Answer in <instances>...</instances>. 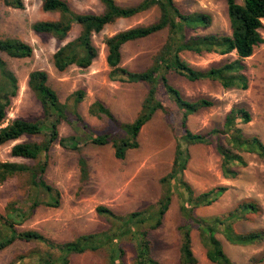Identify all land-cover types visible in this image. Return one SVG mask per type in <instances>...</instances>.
Listing matches in <instances>:
<instances>
[{"label":"rangeland","instance_id":"374dc122","mask_svg":"<svg viewBox=\"0 0 264 264\" xmlns=\"http://www.w3.org/2000/svg\"><path fill=\"white\" fill-rule=\"evenodd\" d=\"M71 10L84 13H100L103 6L99 0H65ZM141 0H116L123 6L135 5ZM240 2V0H237ZM183 12L205 11L211 14L212 23L207 28L188 30V34L230 33V23L225 0H175ZM23 8H14L0 1V37L17 38L32 47L30 56L16 58L0 52L18 80V90L7 107L4 124L19 118L36 121L43 118L41 103L28 86V75L32 70L43 69L48 74V84L56 91L59 100L67 103L79 117L72 116V123L61 121L58 125L60 136L76 134L80 139L81 150L73 151L54 143L46 154L47 167L43 173L45 181L56 187L60 193L57 207L39 205L31 214L15 223L17 230H35L56 242L69 241L75 236L107 229L111 223L107 217L96 212L98 205H104L115 213L125 215L129 212L155 206L164 194L165 187L160 182L170 169L175 147V136L183 132L181 112L160 88V97L173 107L167 115L158 110L139 131V146L130 149L128 156L117 159L113 155L111 143L94 145L86 141V133L105 132L110 122L104 116L91 115L88 111L95 100L101 101L121 122H131L137 106L146 92V85L112 81L108 77L110 68L106 62L105 37L133 26L154 22L159 16L156 5L127 18H118L105 25L92 35V42L98 49L92 63L81 68L75 65L58 71L53 66L52 55L65 42L75 38L80 26L73 23L64 39L34 31L32 24L40 20H55L59 14L42 9L43 0H23ZM260 32L264 38V19ZM166 29L159 30L147 37L125 43L121 48L122 65L130 70H143L151 62L154 53L163 44ZM182 58L196 68L219 65L236 58L235 52L218 54L215 52L197 54L184 51ZM248 87L246 89H224L217 81H190L175 72L168 73L171 84L176 86L189 100L205 97L213 104L199 109L187 117V127L198 133L213 129L221 130L226 113L233 106L246 109L251 120H237L246 135H257L264 142V42L255 46L251 56L244 59ZM82 89V100L74 106L72 93ZM134 118V117H133ZM86 126L83 128V126ZM120 133H124L120 131ZM222 135V134H221ZM44 133L23 135L20 138L0 145V160L34 163L22 157L10 155L11 146L22 141H40ZM217 137V136H215ZM223 136L217 138L222 141ZM225 144V142H223ZM79 154L87 163V178L82 179L78 165ZM127 154V153H126ZM189 160L183 171V179L195 193L226 185L228 189L215 201L194 209L199 217L220 216L233 209L244 200H251L258 206L255 212L247 213L244 219L233 224L238 232L250 230L264 231V161L255 153L242 152L245 166L238 167L234 178H225L221 171V156L214 144H193L189 146ZM43 158V156L41 157ZM133 166V167H132ZM171 182V201L163 216L162 223L150 229L148 241L150 255L159 264H179L178 226L182 222L179 212L182 190ZM29 183L24 174L8 177L0 182V216H5L9 205L20 207L23 214L29 211ZM44 196V195H43ZM223 249L235 264H264V238L252 244L230 243L218 232ZM192 248L199 264H215L206 257V249L199 237V230L193 227ZM125 264H133L135 241L123 243ZM45 250L40 242L16 240L0 250V264H38L34 250ZM71 264H105L104 252L87 251L73 254Z\"/></svg>","mask_w":264,"mask_h":264},{"label":"trees","instance_id":"16d2710c","mask_svg":"<svg viewBox=\"0 0 264 264\" xmlns=\"http://www.w3.org/2000/svg\"><path fill=\"white\" fill-rule=\"evenodd\" d=\"M14 8H23V0H0ZM103 6L100 13H78L69 7L65 0H43L42 9L59 14L55 20H40L32 24L34 31L49 34L57 39H64L73 23L80 26L79 34L59 46L52 55L53 66L63 71L71 65L81 68L88 67L98 55V49L92 42V35L100 32L105 25L118 18H127L143 12L156 5L159 9L158 18L149 24L133 26L120 30L105 37L106 62L110 68L108 77L112 81L126 83L141 82L146 85V94L141 109L131 122L119 121L101 101L95 100L88 111L91 115L104 116L110 122L109 128L100 134L86 133V141L94 145L111 143L113 155L124 159L129 149L139 146L137 136L142 126L151 119L157 110L169 114L173 107L167 105L160 97L163 87L166 95L181 112L183 132L175 136V147L169 171L160 178L165 191L155 206L129 212L125 215L115 213L104 205H98L96 212L109 219V228L82 233L69 241L56 242L35 230H17L15 223L27 218L32 210L39 206L57 207L60 204L59 190L48 184L43 178L47 167V152L54 143L73 150H81L80 139L76 134L60 136L58 125L61 121L72 123V116L79 117L75 110L62 103L56 91L48 84V74L43 69L32 70L28 75V86L41 103L43 118L36 121L13 119L4 124L7 107L16 96L18 80L9 69L6 61L0 56V145L14 141L23 135L44 133L40 141H22L14 143L10 149L13 157H22L30 161L17 162L0 160V182L8 177L24 174L28 177L29 211L23 214L20 207L9 205L5 216H0V250L16 240L40 242L45 250H34L38 264H71L70 257L87 251L104 252L105 264H125L123 260L126 240L135 241V257L133 264H159L150 255L148 233L158 227L163 220L171 201V182L179 187V212L182 218L178 226L179 264H199L192 248L191 233L193 227L199 230V237L206 249V257L215 264H235L226 254L217 233L220 232L232 244L247 245L264 238L263 230L238 232L233 224L250 212L258 210L251 200L238 203L233 209L220 216L199 217L194 209L208 205L221 196L228 186L220 185L206 191L195 193L184 181L183 171L189 160V146L193 144H214L216 152L221 156V171L225 178H234L239 173L238 167L245 166L242 152L257 154L264 161V142L257 135H246L237 126V120H251L250 113L233 106L226 113L221 130L213 129L207 133L193 132L187 127V117L201 108L211 106L210 98L189 100L181 91L170 83L169 72L183 75L190 81H217L224 89H246L248 77L245 73L244 59L251 56L255 46L264 42L260 32L264 19V0H225L227 16L231 32L188 34V30L207 28L212 23V16L205 11L183 12L175 0H141L135 5L123 6L116 0H99ZM166 29V37L160 48L154 53L151 64L139 71L130 70L121 63V48L129 42L149 36L159 30ZM191 51L197 54L215 52L228 54L235 52L236 58L219 65L207 68H196L185 61L181 54ZM0 52L11 57L30 56L32 47L17 38L0 37ZM73 104L76 106L83 98L84 91L77 89L73 93ZM86 126L84 125L83 128ZM123 131L124 133H120ZM222 134V135H221ZM217 136V137H215ZM223 136V140L217 139ZM225 142V144L223 143ZM43 156V158H41ZM78 165L82 179L87 178L85 157L78 156ZM44 195V196H43ZM248 264H253L249 262Z\"/></svg>","mask_w":264,"mask_h":264},{"label":"crops","instance_id":"0c3cea01","mask_svg":"<svg viewBox=\"0 0 264 264\" xmlns=\"http://www.w3.org/2000/svg\"><path fill=\"white\" fill-rule=\"evenodd\" d=\"M129 42H131V41H129ZM128 43V42H127ZM121 62H122V55H121ZM134 71H139V70H136V69H134ZM141 82H135V83H132V84H135V85H139ZM146 90H147V88H146ZM145 94H146V92H145ZM145 94H144V96H145ZM143 100V99H142ZM142 103V102H141ZM138 111H139V106H137V109H136V112H135V114H134V118L136 117V115H137V113H138ZM156 112H158V110L156 111ZM155 112V113H156ZM154 113V114H155ZM133 117H131L129 120H133L134 118ZM130 150V149H129ZM128 153L129 152H127V154H126V156H128ZM133 167V166H132Z\"/></svg>","mask_w":264,"mask_h":264}]
</instances>
